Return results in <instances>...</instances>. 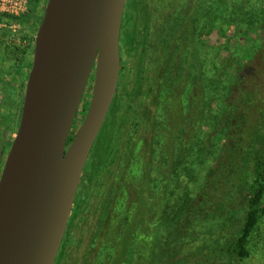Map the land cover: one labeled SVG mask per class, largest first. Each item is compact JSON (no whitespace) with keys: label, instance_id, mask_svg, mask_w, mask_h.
<instances>
[{"label":"trees","instance_id":"trees-1","mask_svg":"<svg viewBox=\"0 0 264 264\" xmlns=\"http://www.w3.org/2000/svg\"><path fill=\"white\" fill-rule=\"evenodd\" d=\"M255 1L260 3L262 0ZM135 2L141 3L142 12L138 16L144 30L137 41L138 22L133 16L125 35L129 48L133 49L136 44L139 47L134 63V86L122 105L124 112L120 119L117 118L118 99L115 96L109 120L103 124L84 170L87 182L81 199L86 197L91 186L101 188L122 167V152L131 150L126 132L128 120H136L139 127L148 128V149L147 156L135 157L127 169L123 168L137 182V192L136 188L134 190L137 201L126 200L128 205L115 206L118 181L112 182L108 198L102 201V224L111 220L109 227L115 229L113 249L104 243L102 252L108 250L107 264L113 258V263L119 256L122 259L121 255H116L117 251L123 252L124 258L131 257L129 262L132 263L139 250L145 264H171V254L178 255L181 251V247L174 251L171 241L178 242L186 232L192 236L195 222L210 216L211 219H207L211 221L206 219L204 223L211 225L214 218L220 220L217 224L221 229L220 254L229 262L242 264L250 257L254 241L264 239V118L252 119L259 112L260 96L248 79L239 77V70L231 75L237 50L231 51L228 46L243 38L238 33L243 19L250 18L251 28L256 26L264 34V28L257 24L264 16L261 15L263 10L260 7L254 10L252 0ZM32 5L25 15L13 21L29 23L34 12ZM241 14L243 18L239 22L236 19ZM234 21L235 36L229 37L225 26ZM164 35L168 36V41H163ZM213 36L223 39V44L215 45ZM247 44L250 42L240 46L243 59L253 61L256 52L260 54L263 50L264 43L251 48L252 52ZM12 53L14 64L21 63L22 53L18 50ZM147 67L153 68L151 79ZM148 80L152 90L146 93L150 100L146 107L140 97ZM136 102H140L142 108L145 105L144 113L140 109L136 111ZM16 108L19 109L14 122L17 127L21 105ZM148 114L156 115L155 123H143ZM138 126L135 125V131ZM71 140L68 138V144ZM171 147L176 148L175 154L167 155ZM155 161L157 166L153 165V169L157 174L152 177L151 162ZM180 168L185 171L187 182L178 200L170 206L168 197L175 193L173 187L180 179ZM201 170L205 174L202 181L196 183ZM143 192L146 193L145 201L140 200ZM81 205L82 201L73 211L70 226ZM235 214L241 217L240 226L229 231L226 222ZM113 215L119 217L116 225H112ZM154 225L164 227L170 233L165 246L159 247L156 254L153 251L156 262L148 252L149 237L140 241ZM202 242L203 236L198 234V238L188 244L200 245ZM129 243L133 247L137 244L136 248H130ZM66 248L65 237L55 264L63 260ZM84 264L89 263L85 260Z\"/></svg>","mask_w":264,"mask_h":264},{"label":"water","instance_id":"water-1","mask_svg":"<svg viewBox=\"0 0 264 264\" xmlns=\"http://www.w3.org/2000/svg\"><path fill=\"white\" fill-rule=\"evenodd\" d=\"M127 0H48L0 174V264H55L81 177L115 99ZM94 70L86 115L69 133Z\"/></svg>","mask_w":264,"mask_h":264},{"label":"rangeland","instance_id":"rangeland-1","mask_svg":"<svg viewBox=\"0 0 264 264\" xmlns=\"http://www.w3.org/2000/svg\"><path fill=\"white\" fill-rule=\"evenodd\" d=\"M47 1L48 0H34V2L32 3L34 4L32 5L34 6V12L29 23H18L16 25L13 24L11 27L7 26L0 28V174L17 131L19 121L17 122V127L14 122L17 119L19 109H17L16 106L22 105L27 74L30 71L32 65L34 39L37 34L38 27L42 21ZM252 4L254 10H257V8L260 7L263 10L261 15H264V7H262L264 6V0H262L260 3L252 0ZM235 6H237V4ZM244 10H246V8ZM247 12L249 13V10ZM123 16L125 18L127 15L125 16L124 13ZM242 18L243 15L241 14V16L236 20L240 22ZM136 22L138 23L135 29V37L138 41L141 39V35L139 33H141V30H144L140 15L137 17ZM251 22L252 21L250 18L242 20L238 33L240 32V34L243 35V38L239 39L237 44L231 42L228 47L231 51H233L234 48L235 50H237L236 52H234V59L236 60V64L231 70V75L234 76L235 71L239 70V77H241L242 79H248L252 84V87L258 90V95L260 96L259 99L261 102L258 101V106L260 109L257 110L259 112L256 115L252 116V119L255 120V118H260L261 116L264 118V112L261 111V109L264 110V48L260 52V54H257L256 52L253 61H248L246 59H243V53L240 46L245 45V42L249 41L250 45H247L250 52H252L251 48H258L260 45L259 43H264V34L262 31L258 30L259 28L256 26L251 28ZM257 24L260 28H264V16L261 17ZM235 27V21L225 26L227 36H235ZM163 41H168V36L164 35ZM213 41H215V45L223 44V39L219 40L218 37L213 36ZM15 50H18L20 53H22V62L17 65L14 64V55L12 53L15 52ZM138 50V44H136L133 49L129 48V46L126 45V48H124V50L120 54L122 64L120 66V75L116 93L118 99V119L122 117V113L124 112V107L122 108V105L124 104V102H126L127 96L131 93L134 86V63ZM221 56H223V54H221ZM152 69L153 68L150 69V67H147V74L150 79L152 77ZM94 70L95 67L93 68L82 100L80 102L77 114L73 121V125L69 133V138H73L75 136L88 110L89 102L93 92ZM257 73L260 74L256 76ZM149 80L145 82L147 84V87L142 90V95L140 97V101L142 100L146 107L148 102H150L148 96L146 97V93H148L149 90H152L149 89ZM136 103V111L140 109L144 113L145 105L142 108L140 102ZM231 103H234L236 105L239 104L238 102ZM196 105L198 106V103H196ZM214 108L216 109V105H214ZM146 116L144 117L146 120L143 121V123L147 125L153 124L155 123V120H157L155 114L149 115L147 117ZM109 117L110 114L108 113L106 118L107 121L109 120ZM135 125L138 126V122L136 120H128L126 132L128 136L127 141L129 142L128 147L131 150H125L124 152H122V167L120 166V169L113 176H111L112 179H110L109 182H105V184L102 185L101 188H97L96 185L91 186L86 194V197L84 199H81L83 190L85 189L87 182V174L83 173L73 204L72 213L75 209L78 208L82 201L81 209L71 226L70 222L72 214L69 219V226L67 227L64 236V239L66 237L67 248L64 252V257L60 264H84L85 260H87L89 264H99V262H101L102 264L108 263V250L104 249V251L102 252L101 246L106 243L104 246L109 247L111 250L113 249V237L115 235V229L112 230L113 227H109L111 220L107 219L106 222L102 224V201L108 198L109 190L113 181L119 182L115 193L116 207H120L122 204L128 205L126 200L137 201V198L134 197L135 188L137 192V182L134 178L128 176L124 169H127V167L131 164L135 157L142 158L147 156V137L149 136V134H147L148 128L146 126H144V128L138 126L137 131H135ZM175 150L173 147H171V150L167 152V155H171L172 153L175 154ZM162 155L163 154H161V157ZM153 165L157 166V162H151V176L155 177L157 172L156 169H153ZM203 174H205V171H199L196 178V183L202 181ZM179 176V181L176 182L173 187L175 189V193L173 195H169L168 197V199L170 200V206H173L174 203L178 200L180 194L182 193V189L184 187L183 185L187 182L185 171L182 168H180L179 170ZM168 184L170 185V181H168ZM98 189L99 192L97 193ZM145 198L146 193L143 192L141 194L140 200L145 201ZM209 217L210 216L203 218L204 220L202 221L195 222V233L192 236L189 237V233L186 232L183 233L182 239H180L178 242L171 241V245L174 246V251H178L179 247H181L180 254H171V264H240L235 261L229 262V260L225 256L220 254L221 229L217 225L220 220L217 221V218H214L212 220L214 221V224H211L212 222H209L211 225H208L204 222ZM118 220L119 217L113 215L112 225H116L118 223ZM240 221L241 217L238 214H235V217L233 218L229 217L226 222L227 229L229 231H231L233 228L237 230L240 226ZM262 232L264 234V229ZM169 234L170 233L168 232V230L164 227L154 225L151 229H149L148 232H145V235L141 238V243L144 241L146 236L151 240L148 243L147 248L149 249L148 252H151V254L153 255L152 258L154 259V262H156L154 254L158 252V250L160 249L159 247L165 246V243L169 240ZM198 234L203 236V242L200 245L188 244L190 242H193L194 239H197ZM128 238L129 237H127V239ZM94 239L96 240L94 241ZM136 245L137 244H134L133 247L131 243L128 244L130 248H136ZM115 249H117V247H115ZM122 254L123 252L120 254V252L117 251L116 255H121L122 259L119 256V259H116L113 263V258L110 264H145L142 261L143 259L140 255V250L133 256L134 259L132 260V263L129 262V259L131 257L129 259L127 257L124 258ZM155 264H157V262ZM242 264H264V239L261 242L254 241V246L251 249L250 257L246 259Z\"/></svg>","mask_w":264,"mask_h":264},{"label":"built area","instance_id":"built-area-1","mask_svg":"<svg viewBox=\"0 0 264 264\" xmlns=\"http://www.w3.org/2000/svg\"><path fill=\"white\" fill-rule=\"evenodd\" d=\"M34 0H0V28L18 24L13 21L25 15Z\"/></svg>","mask_w":264,"mask_h":264},{"label":"flooded vegetation","instance_id":"flooded-vegetation-1","mask_svg":"<svg viewBox=\"0 0 264 264\" xmlns=\"http://www.w3.org/2000/svg\"><path fill=\"white\" fill-rule=\"evenodd\" d=\"M141 3L136 4L135 0H127L126 6H125V18L123 16L122 25H121V33H120V54L126 48L127 40L125 39L126 30L131 27L130 24H128L129 20L134 16V19L136 21L138 14L142 12ZM140 11V12H139ZM139 12V13H138ZM134 21V22H135Z\"/></svg>","mask_w":264,"mask_h":264}]
</instances>
